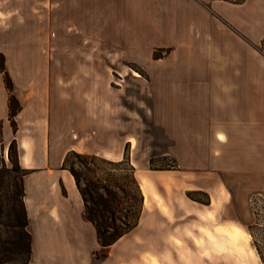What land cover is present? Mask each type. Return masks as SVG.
<instances>
[{
  "label": "crops",
  "instance_id": "1",
  "mask_svg": "<svg viewBox=\"0 0 264 264\" xmlns=\"http://www.w3.org/2000/svg\"><path fill=\"white\" fill-rule=\"evenodd\" d=\"M215 13L230 27L218 23ZM107 14L122 21L124 16H130L126 28L129 26L132 37L136 35L138 39L143 33L144 16L153 19L177 14L173 25L165 27L153 19L158 24L153 23L150 36L170 42L149 45L192 48L177 55L180 70L161 72L163 79H172L165 83L160 105L162 138L168 144L163 155H172L179 169L149 170L145 174L154 181L157 193L160 187L176 188L181 190L182 198L189 190H201L210 194L211 204L196 205L195 201L181 199L184 212L179 214L175 206L171 217L153 199L152 208L144 204L139 225L108 247V257L99 264L118 258L112 248L124 240L139 255L163 256L168 248L173 255L183 251L198 254L195 237L200 239V226L205 219L197 212L212 209L214 195L223 200L222 216L232 205L225 191L235 200L233 190L239 189L240 183L245 189V175L258 176V193L264 195V52L259 50L264 41V0H246L242 4L218 0H0V32L16 31L19 39H25L22 32L46 31L53 40L77 24L88 23L91 17L93 21L104 17L105 21ZM80 25L77 27L82 28ZM231 27L241 34L234 33ZM165 28L168 34L162 35L160 31ZM65 37L72 40V34ZM132 41L135 39L130 41L135 45ZM38 73L36 78L68 77L59 71ZM51 98L52 90H40L23 102L17 117L19 130L15 133L9 120L10 93L0 74V154H8L16 139L21 165L33 170L25 179L29 231L33 237L31 264H70L72 257L75 264H93V253L101 248L97 231L85 217V204L75 178L63 169L65 155L57 154L62 134L65 141L73 140L74 116L59 103L44 110L34 103ZM85 120L83 114L82 121ZM96 136L98 146L90 153L118 161L124 158L121 143L117 150L107 147L111 138H107L105 130L98 129ZM121 137L120 130L114 131V139L120 142ZM127 142H132L131 135L125 137L124 144ZM74 149L70 147L66 153ZM138 172L139 169L137 176ZM210 223L211 228H216L218 220ZM90 234L97 240L93 246L87 245ZM184 264H196L195 257Z\"/></svg>",
  "mask_w": 264,
  "mask_h": 264
},
{
  "label": "rangeland",
  "instance_id": "2",
  "mask_svg": "<svg viewBox=\"0 0 264 264\" xmlns=\"http://www.w3.org/2000/svg\"><path fill=\"white\" fill-rule=\"evenodd\" d=\"M218 1L230 4L241 0ZM162 15L153 16V19L159 20L158 22L164 27L166 24L173 25L177 17V14ZM214 15L218 23L230 27L229 22L223 19L222 16L216 13ZM234 15L238 16L236 10ZM124 17L126 18L125 21L123 20L124 22L113 14H107L105 21L104 17L99 20L94 18V21L91 17V21L88 23L77 24V26H83L82 28L75 25L71 31L64 32L63 36L59 34L53 40H50V32L46 31L22 32L25 39H19V33L16 31L0 32V54L3 56V59L0 57V67L4 62L5 68L14 82V94L22 105L23 102H28L37 91L42 90L46 93L48 90H52L50 101L49 99L34 101L37 108L44 110L59 103L62 104L63 108L67 107L69 112L73 113L74 129L71 132L73 140L65 141L64 134L60 136L58 156L65 155L66 157L68 154L66 151L70 147H74V151L79 154H93L90 153V149L98 146L96 136L98 129L105 130L109 135L107 138H111V141L107 142L109 149L117 150L121 143L124 156L128 153L131 161L134 163L139 161V164L142 165L143 172L142 174L138 172L139 177L137 176V178H140L141 183L143 178L147 179L149 203L146 207L150 208L152 206L153 199L158 200L161 210L172 217L175 206L180 211L179 214L184 212L183 199L190 203L195 201L189 197V193L202 201H207L208 197L211 198L209 193L201 190H189L181 198V195H179L180 189H164L162 187L158 189V195L154 188V181L145 174L147 171L152 170L151 159H154L153 166L155 168L164 169L175 166L176 169L172 170L179 169V165L172 155H163L164 149H168V144L164 143L162 138L160 105L163 101V92L167 87L165 83H170L172 79H163L161 72L164 69L170 71L180 70L177 55H181L184 53L183 51L192 48L188 46L177 47V45H149L152 42H170L167 38L161 37L159 39L150 36L151 26L154 25L153 23L158 24V22H155L148 15L144 16L143 33L140 36L141 38L138 39L136 35L132 37L129 26L126 28L125 24H130V16ZM191 21L196 22L193 18H191ZM231 30L234 33L241 34L234 27H231ZM160 33L162 35L168 34V29L165 28ZM65 34H72V40L69 37L66 39ZM125 38L130 41L132 38L135 39L132 42L136 44L131 45L132 43L126 41ZM259 50L264 52V41L259 46ZM186 69L181 68V71ZM40 71H59L68 77L57 79L36 78L35 76L39 75L38 72ZM134 71L139 73L140 76H135ZM0 74L3 76L2 73ZM163 89L165 90L163 91ZM83 114H86V124L82 121ZM117 130L122 132L120 142L117 138H113L114 131ZM127 135H131L132 142L124 144ZM1 147L2 152L4 144ZM15 153L20 156L21 150L18 141L14 150ZM4 159L10 164L9 151L8 154H0V161ZM72 160L79 171L85 172L81 163L84 161L83 158L74 156ZM108 160L118 161L116 159ZM90 166L95 167L91 163ZM104 167L106 168L104 171L118 174V171ZM99 175L104 176L105 172L99 171ZM257 177L253 174L245 175V189L242 188L240 183L239 189L233 190L235 199L233 201L231 195L225 191L229 202L232 204L229 206L227 214L223 216V213L220 214L223 200L218 195L213 197L214 207L212 209L207 208L206 211L197 212L205 219V223L200 226V239L195 237L198 254L189 255L183 251L179 255H173L171 249L168 248L169 252L163 256L139 255L138 252L130 250L129 241L124 240L112 248L113 252H117L119 257L108 264H184L186 261L189 262L192 256L195 257L196 264H241V248L245 247L255 257V264H261L256 252L257 246L250 232V226L259 219L255 215L252 201H255L258 196L264 199V195L258 193ZM128 200L125 199L126 206L130 203ZM195 202H197L196 205L202 204L198 201ZM261 206L257 208L260 209ZM257 213H261V217H264V211L259 210ZM231 218H233V221L225 220ZM210 220H218L216 228H211ZM234 226L241 228L245 244L237 245L231 242L228 237L220 234L219 228L225 227L230 231ZM253 231L264 248V228L257 226L254 227ZM96 242L95 237L90 234L87 238V245L93 246ZM181 244L179 242V245ZM96 251L98 255L94 256L93 264H99V262L105 260L102 258L103 255H108L107 248L99 247ZM68 261L70 264H75L76 259L72 257Z\"/></svg>",
  "mask_w": 264,
  "mask_h": 264
},
{
  "label": "trees",
  "instance_id": "3",
  "mask_svg": "<svg viewBox=\"0 0 264 264\" xmlns=\"http://www.w3.org/2000/svg\"><path fill=\"white\" fill-rule=\"evenodd\" d=\"M244 2L246 0L233 3ZM0 57L3 59L1 54ZM0 73L3 74L6 88L10 92L9 120L14 132L17 133L19 130L17 117L23 110V105L14 94V82L4 62L0 67ZM16 147L17 140L14 139L9 148L10 164L5 159L0 161V264H31L33 256V237L29 231L30 220L25 187V179L33 173V170L21 165L20 156L14 154ZM74 156L84 159L81 163L85 172L76 168L72 160ZM90 163L95 167H91ZM153 163L154 159H151L152 170L176 169L175 166L158 169ZM104 166L118 171V174L104 171L106 169ZM63 169L68 170L75 178L85 204V217L95 226L102 248L114 245L139 225L145 196L128 153L123 160L115 162L96 154H79L72 150L65 157ZM99 171L105 172V175H99ZM189 197L205 205L211 204L210 197L207 201L193 197L190 193ZM126 198L130 201L127 206ZM252 205L259 219L250 226V232L259 251L258 253L254 245L260 262L264 264V248L253 231L257 226L264 228V217H261V213H257L259 210L264 211V199L258 196L252 201ZM260 205L262 208L258 209ZM97 255L95 251L94 256ZM107 257L108 255L104 254L102 258Z\"/></svg>",
  "mask_w": 264,
  "mask_h": 264
},
{
  "label": "bare ground",
  "instance_id": "4",
  "mask_svg": "<svg viewBox=\"0 0 264 264\" xmlns=\"http://www.w3.org/2000/svg\"><path fill=\"white\" fill-rule=\"evenodd\" d=\"M135 76H140L139 73L134 72ZM25 147H28L27 143H24ZM28 160V159H27ZM133 162V161H132ZM134 166L139 169V173L142 174V165L139 164V161L136 163H133ZM162 179L167 180V177L165 176H161ZM147 179L143 178V181L141 183V187L142 190L144 192L145 195V206L149 203V198H148V187H147ZM206 231V230H205ZM220 234L226 236L229 238V240L237 245H243L245 244V239H244V235L242 233V230L239 226H234L232 230H227L225 227H221L219 228ZM245 247V246H244ZM242 251V256L240 257V262L241 264H255V257L253 256V254L251 253V251L249 249L245 248H241Z\"/></svg>",
  "mask_w": 264,
  "mask_h": 264
}]
</instances>
